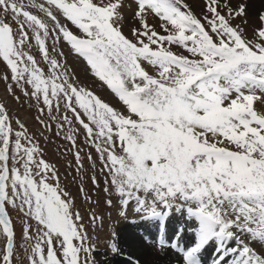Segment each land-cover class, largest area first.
Masks as SVG:
<instances>
[{
  "label": "snow or ice",
  "instance_id": "6c2138e0",
  "mask_svg": "<svg viewBox=\"0 0 264 264\" xmlns=\"http://www.w3.org/2000/svg\"><path fill=\"white\" fill-rule=\"evenodd\" d=\"M0 83L40 129L0 101V264H107L99 230L121 256L130 216L177 264H264V10L250 0H0Z\"/></svg>",
  "mask_w": 264,
  "mask_h": 264
},
{
  "label": "rangeland",
  "instance_id": "374dc122",
  "mask_svg": "<svg viewBox=\"0 0 264 264\" xmlns=\"http://www.w3.org/2000/svg\"><path fill=\"white\" fill-rule=\"evenodd\" d=\"M250 4H251V10L253 12L257 11V10H264V0H250ZM69 63L72 64L78 75L80 76L81 80H83L85 83L89 84L90 86H92V81L90 78H88L84 72L83 66L81 64H79L78 62H76L74 59H72L71 57L69 58ZM96 90L98 92H100L101 95H103L106 99H111V97L107 94V92L105 90H101L99 88L98 85L95 86ZM17 95H21L19 93V90H17ZM0 101L5 102L9 108L12 110V112H14L16 115H18L23 121H25V123L27 124V126L30 128V130L32 131H39V126L36 124L35 120L33 119V117L35 116V110L34 109H29L27 103L25 102V98L21 95V101L19 103H17L10 95L7 94L6 90H5V85L3 83H0ZM55 143H51L47 146V152H48V157L52 160V162L57 163V166L60 169L61 175L62 177H64V175L66 174L67 171H71L69 169H67V160L63 159L59 156V154L56 152V145L59 143H62V141L57 140L54 136L51 137ZM41 143L43 144L44 142L41 141ZM68 159H71V157H68ZM72 176H75V172L71 173V176H68L67 179L63 180V183H65L68 186V190L73 194V196L76 198V203L77 205L80 207V210L82 212H85L86 209L88 207H90V205L86 204L79 196L78 194V180L76 182H72ZM87 188L89 191L90 195H93L94 193V189L92 188V186L90 185V183L87 184ZM101 196V210H103V203H102V198H103V193L100 194ZM93 199H97V197L95 195H93ZM94 206V205H92ZM13 216L15 218V213H13ZM136 217L134 216H130L129 222H122L120 224V231H121V248L122 250H130V242L128 243L125 240V237H127L128 235L132 236L133 240H138L137 237L138 236H148L149 239H151L152 235L156 232V228L155 226H147V228L145 227V225L143 224H137V223H132L131 221L135 220ZM17 222V235L19 237V233H20V228H19V220H16ZM106 226L108 224V221L106 219ZM177 226V222L173 221L170 225H169V232L171 234V230L174 229ZM91 231V230H90ZM130 233V234H128ZM93 235H95L96 233H92ZM99 235H100V241H98V254H97V260L100 261H111L114 264H127V258L128 256H126L125 254L121 255V256H116L113 257L111 255V253L108 254L109 258L106 259V257L103 255L105 248H104V239L106 236V232L103 230H99ZM123 236V238H122ZM187 239V238H185ZM138 244L140 245L141 249L147 250L149 257L147 258V260L140 262V264H150L151 262V255L155 258H163L166 257L168 262L171 261L172 264H177L178 262V255L173 253V252H169L166 255L165 254H161V255H157L154 248L152 247L151 244L145 245L142 244V242L140 240H138ZM149 247V248H147ZM152 250V251H151ZM209 254V256H207ZM107 256V257H108ZM177 256V257H176ZM153 258V259H155ZM204 258L206 261H210L211 259V248H209V250L207 252L204 253ZM172 259V260H171ZM175 260H177V262H175Z\"/></svg>",
  "mask_w": 264,
  "mask_h": 264
},
{
  "label": "bare ground",
  "instance_id": "6f19581e",
  "mask_svg": "<svg viewBox=\"0 0 264 264\" xmlns=\"http://www.w3.org/2000/svg\"><path fill=\"white\" fill-rule=\"evenodd\" d=\"M128 234H130V233H128ZM122 238H123V236H122ZM125 240L128 243L130 242V244H131L130 248L131 249L130 250H124L123 254H125L128 257L131 256L134 259H138V260H140V262H141V260L142 261L147 260V258L149 257L148 251L144 250V249H141L140 245L138 244V240H136V239L133 240L131 235H128L127 237H125ZM147 248H149V247H147ZM207 256H209V254ZM107 258H109V256L106 257V259ZM153 258H155V257H153L151 255L150 264H172L171 261L168 262L166 257H164V259L163 258H155V259H153ZM175 262H177V260H175ZM108 264H114V263L111 260V261H108Z\"/></svg>",
  "mask_w": 264,
  "mask_h": 264
}]
</instances>
